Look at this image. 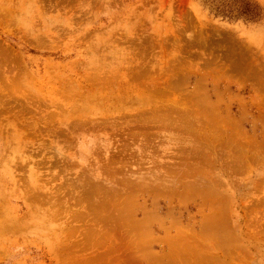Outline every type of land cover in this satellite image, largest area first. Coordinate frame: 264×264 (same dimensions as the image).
Instances as JSON below:
<instances>
[{
    "label": "rangeland",
    "instance_id": "374dc122",
    "mask_svg": "<svg viewBox=\"0 0 264 264\" xmlns=\"http://www.w3.org/2000/svg\"><path fill=\"white\" fill-rule=\"evenodd\" d=\"M239 1L0 0V264H264Z\"/></svg>",
    "mask_w": 264,
    "mask_h": 264
},
{
    "label": "trees",
    "instance_id": "16d2710c",
    "mask_svg": "<svg viewBox=\"0 0 264 264\" xmlns=\"http://www.w3.org/2000/svg\"><path fill=\"white\" fill-rule=\"evenodd\" d=\"M239 3L242 6L237 11L238 16L244 17L248 21H257L259 19L260 14H254L258 11L256 6L246 0H240Z\"/></svg>",
    "mask_w": 264,
    "mask_h": 264
},
{
    "label": "bare ground",
    "instance_id": "6f19581e",
    "mask_svg": "<svg viewBox=\"0 0 264 264\" xmlns=\"http://www.w3.org/2000/svg\"><path fill=\"white\" fill-rule=\"evenodd\" d=\"M76 96V95H75ZM78 98V97H77ZM199 154V153H198ZM197 156V155H196ZM186 172H188V171H186Z\"/></svg>",
    "mask_w": 264,
    "mask_h": 264
}]
</instances>
